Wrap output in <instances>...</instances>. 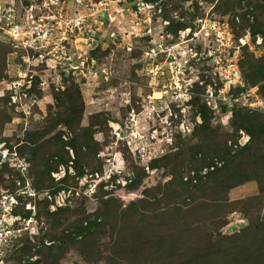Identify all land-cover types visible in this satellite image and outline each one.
<instances>
[{
    "label": "rangeland",
    "instance_id": "rangeland-1",
    "mask_svg": "<svg viewBox=\"0 0 264 264\" xmlns=\"http://www.w3.org/2000/svg\"><path fill=\"white\" fill-rule=\"evenodd\" d=\"M29 1L0 0V264H264V0L14 37Z\"/></svg>",
    "mask_w": 264,
    "mask_h": 264
},
{
    "label": "built area",
    "instance_id": "built-area-1",
    "mask_svg": "<svg viewBox=\"0 0 264 264\" xmlns=\"http://www.w3.org/2000/svg\"><path fill=\"white\" fill-rule=\"evenodd\" d=\"M72 5L75 8V13L78 10V6L83 5L87 7V4H83L82 0H72ZM104 4L100 2V6ZM67 6V0H31L25 6V18L23 22H16L14 14L8 16L10 20V30L14 37L19 36H29L33 38L36 36H44L46 33L52 31L54 28L60 29L64 27V31L74 34L76 30L83 31L84 33H94L92 26L85 27L83 20L80 18L73 19L72 16L65 11ZM102 8V7H101ZM102 9H107V6H104ZM107 11V10H106ZM10 12L13 13V10ZM106 22H113L116 15H113L112 12H105ZM96 21V18L94 19ZM104 21H99L102 24ZM41 33H43L41 35ZM92 42L94 41V36L87 37L86 40ZM87 41V42H90ZM91 44V43H90ZM93 63V62H92ZM81 65H84V61L81 62ZM89 66V65H87ZM93 66V64H92ZM91 71L92 68L90 69ZM94 72H98V68L94 69Z\"/></svg>",
    "mask_w": 264,
    "mask_h": 264
}]
</instances>
